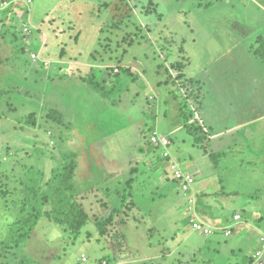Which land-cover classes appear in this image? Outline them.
Returning <instances> with one entry per match:
<instances>
[{"label":"rangeland","instance_id":"obj_1","mask_svg":"<svg viewBox=\"0 0 264 264\" xmlns=\"http://www.w3.org/2000/svg\"><path fill=\"white\" fill-rule=\"evenodd\" d=\"M12 4L22 6L6 11ZM263 34L264 0L1 1L0 264H184L152 245L153 238L145 240L141 223L150 219L135 213L139 208L130 196L113 223L103 233L96 230L95 222L118 203L115 190H122L127 178L110 181L108 173L103 180V171L125 173L136 161L135 149L124 148L144 122L130 113L131 92L146 97L148 110L159 101L158 132L186 119L170 144L186 162L196 152H207L199 161L203 167L234 162L235 176L218 167L228 183L220 176L215 183L195 177L193 188L211 193L217 186L233 187L237 192L217 207L240 210L250 231H264V60L254 54ZM136 64L158 86L155 91L144 95V85L131 83L138 77ZM185 65L195 83L182 73ZM88 82L109 92L108 102L117 105L111 113L96 103V96L104 95ZM74 97L72 112L65 105ZM199 98L197 118L205 125L192 110L179 113L189 110L188 101L197 107ZM150 122L146 141L154 131L151 115ZM189 132H230L225 141L234 143L224 157L211 156L207 143L195 144ZM89 165L96 171L87 176ZM66 172L71 189L61 181ZM69 195L89 216L77 232L44 215L64 209ZM254 200L258 209L247 210ZM211 205L205 198L199 208L210 211ZM182 212L176 221L168 218L169 231L188 226ZM147 229L146 237L152 236V227ZM250 231L222 240L226 245L212 264H235L230 257H241L246 248L238 240Z\"/></svg>","mask_w":264,"mask_h":264},{"label":"crops","instance_id":"obj_2","mask_svg":"<svg viewBox=\"0 0 264 264\" xmlns=\"http://www.w3.org/2000/svg\"><path fill=\"white\" fill-rule=\"evenodd\" d=\"M256 57L259 58L258 56ZM155 67L156 69H154V71L155 73H157L158 69H161V68L160 67L158 68L157 65ZM185 67L186 65L183 66L182 73H184L185 77H188L189 80L195 83V81L190 76L186 75ZM133 69H134L133 70L134 72L136 71L139 73H138V77H136L135 80L131 81V83L135 84L136 82V83H141L142 85H144V89H145L144 95H146L148 92L155 91L156 89L155 87H158V86L155 85L153 81L148 80L145 77L144 72L141 73V71L139 70V66L137 64H136V67H133ZM138 80L141 82H138ZM156 81L162 82V80H158V79H156ZM80 83L87 85L83 80H80ZM138 90H139V87H138ZM130 94L131 95L126 98V100L128 101V104H131L133 106V107H130L131 109L130 113L133 112L134 115L136 114L137 118L144 119V122H142L141 125H139V130L141 132H136L134 139L130 141L129 145H126L124 147V148L133 147V149H135L134 150L135 152L132 157H134L136 161H135L134 166L129 167L128 172H125V173H123L121 170L117 168L106 167L107 170L103 171L104 176H102L103 177L102 179L104 180L106 177L105 175L109 173L113 176V178L112 176L109 178L110 181L119 180V176H121L122 179L126 178L127 176L126 180L128 179L132 180L130 198L133 201H135V203H137L136 206L139 208V209H134V208L133 209L135 213L137 212L140 213V211H142L141 212L142 214L145 212L144 215H146L150 219L149 221H146L145 223H141V224H144L146 227L145 229L143 228L141 229V233H144V238L145 240H147V242L151 241L153 238L152 245H155V246L158 245V247H160L161 249H164V251L168 254V257H171V258L177 257V260H180L179 262H182L184 264H212L213 261L216 260V256L218 255L219 250H221L220 248L226 245V242H223L225 241L226 238H230L231 236L237 235V233L240 234L242 230L250 231V229L247 228L245 224L241 223L242 217L240 218V220L233 219V215L236 213H239L241 216L240 210L233 209L229 211V209L224 208L225 206L222 207L221 205H219L221 207L220 209L219 207H217V205L220 204V202L223 199L228 197L229 192H237V191L233 187H225L226 185H221L218 188V186L216 185L217 186L216 189L212 191L211 193L205 192L203 190H200L199 191L200 193H199L193 188V186L189 192L187 193L183 192L180 189L177 181L173 180L171 169L168 166L167 161L160 157L159 149L154 148V146L149 141H146L145 139L142 138L143 134L145 133L144 129L149 124H151L150 122L151 113L149 114V111L152 112V109L148 110L146 108V103H147L146 97H140L142 96L140 92L138 93L131 92ZM74 98L75 99L68 100L69 105L68 104L67 106L65 105V108L69 109V111H72V112L73 110H71L70 107L74 106L76 108L78 104L77 98L76 97ZM108 99H109L108 96H104V97L96 96L95 101L96 103L99 102L100 108L102 109L109 108L110 113H111L112 109L114 107L116 108L117 105H115L114 102H108L109 101ZM198 101L199 102L196 104L197 107H194L191 104V102L188 101L189 105L188 104L187 105L189 107V110L186 111L184 109L179 108V113H182L181 111L183 110L189 114L190 111L192 110L193 118L201 117L199 115L200 98L198 99ZM52 102L56 103L57 101L52 100ZM123 103L120 102L119 104H123ZM178 104L180 107L181 105L180 102ZM159 109H160V104H159V101H157L156 106H155V118H154L155 125L154 126L153 124L150 125V126H153L154 130L156 131H157L156 123L159 118V112H160ZM182 114L184 115V113ZM109 119L110 118H107L104 120V124L106 125L105 128L110 127ZM197 119L202 124L204 123L205 125V122L202 119L200 118H197ZM184 120H186L184 119V117L178 120L174 128H172L167 133L158 132V131L157 132L161 135L167 136L170 140V144L173 146V139L171 138V134H175L176 132L174 131L186 127L185 125L186 121ZM187 121L189 122V120ZM241 126L243 127L244 123H242ZM189 133L193 136L194 138L193 142L195 144H198L203 141L207 143V147H209L208 153L211 156H213L214 153H216L219 157H222V156L224 157L226 153L225 150L228 148L229 144L232 145L234 143L231 140L229 142L225 141L224 136L226 134L229 135L230 132H225L226 134H222L223 132H207L208 134L202 133V132L200 133L199 132H189ZM243 133L240 132L242 136H243ZM180 138L182 141H184L183 137H180ZM223 138L224 140H222ZM171 145L169 147V151H170L172 158L175 160L177 165L184 172L192 174L194 178L195 177L196 178L199 177L200 179L209 178V179H213L215 183L217 181V176H220L221 181L228 183V181H226L223 178V175L219 174L218 167L220 166L223 167V170H224V167L225 169L226 167H228L226 171L231 170L234 176L236 175V169H235L234 162L231 163L230 165L229 163H226L224 165L220 163V164H217L216 166H213L210 163V164H207L206 166L204 165L203 167L199 161L202 157H205L207 155V152L205 154L196 152V154H194L191 157V160L186 162L185 161L186 157L184 158L185 154H183V152H181V154L177 153V151L175 150L172 151ZM182 160H184V162ZM181 164L186 169L183 168ZM89 168L90 169L88 171L87 176L90 174L93 175L92 172L95 170V168H93L92 165H89ZM91 170L93 171L91 172ZM227 177L232 178L230 176H227ZM229 184H234V183H229ZM190 198H193L195 212L202 220L208 222L209 224L219 226V227L227 225V224L233 225L230 234L224 235L221 233L219 234L214 233L210 235H202L199 232L193 231L191 228V224H190L191 210H189V207H188L189 206L188 202ZM205 198H210V200L212 201V205L210 206L211 207L210 211L209 210L204 211L203 209L199 208V203ZM252 207L257 208L255 205V200L248 202V206L246 208L247 210L254 211ZM181 212H182V215L187 218L188 226L186 228L179 227V228H176L175 230L169 231L168 226L170 224L167 223V221L169 220L168 218L173 217L172 220L175 219L176 221L178 220L176 216H178V214H181ZM258 214L260 218L263 217L261 216L262 214L261 215L260 213ZM147 227H152V230H151L152 236L148 235L146 237L145 234L147 233L146 231L148 230ZM249 234L250 235H247V236L245 235L243 237H240L238 240L241 242L240 247L246 248L245 250L242 249L241 257L240 256L235 257V255L230 257L235 262V264H242L246 262L248 256L259 246L260 238L264 236V231H261V229L258 228L257 230L256 229L251 230ZM154 240L156 241V244L154 243ZM243 241L245 242V244L243 243ZM237 244H239V242H237ZM155 246H152V248H154ZM228 252L231 255L234 254V251H228Z\"/></svg>","mask_w":264,"mask_h":264},{"label":"trees","instance_id":"obj_3","mask_svg":"<svg viewBox=\"0 0 264 264\" xmlns=\"http://www.w3.org/2000/svg\"><path fill=\"white\" fill-rule=\"evenodd\" d=\"M3 0H0V3ZM6 1V0H5ZM21 7L22 5L20 4H12L10 9H7L6 11L11 12L14 10V8ZM7 12V13H8ZM254 54L258 56L260 59L264 60V35H261L258 40H257V45L254 48ZM124 72H128L127 68L123 69ZM121 77V76H120ZM119 79V78H118ZM122 78H120L118 81L120 82ZM83 80V79H82ZM84 81V80H83ZM118 82V83H119ZM88 84H90L88 82ZM92 86V84H90ZM92 88L100 93H102L104 96H108L109 92H104L100 89V86L98 84H93ZM152 118H155V106L152 108L151 112ZM59 117V116H58ZM61 181H63L65 188H72V183L70 180V173L66 172V175H63L61 178ZM131 179L126 180L125 182V187L122 188V190H115V193L118 197V203L113 206L109 212L102 216L99 220L95 222L96 230L99 233H103L105 229L112 224L113 218L116 213H118L126 200L128 196L131 194ZM121 180H119V183ZM109 197V196H107ZM44 215L47 217H53V220L56 223H61L65 224L66 227L68 228L69 231L71 232H77L79 231L82 226L88 221V213L87 211L83 208L82 204L73 199V196H67L66 198V206L64 209L58 208L55 210L53 213V216L51 215L50 212L44 211ZM247 261V260H246Z\"/></svg>","mask_w":264,"mask_h":264},{"label":"built area","instance_id":"obj_4","mask_svg":"<svg viewBox=\"0 0 264 264\" xmlns=\"http://www.w3.org/2000/svg\"><path fill=\"white\" fill-rule=\"evenodd\" d=\"M149 141L154 148L159 149L160 157L167 161L171 169L172 178L177 181L180 189L183 192H189L192 189L195 178L192 174L184 172L172 158L169 151V138L154 130L149 136ZM188 207L191 210L190 224L193 231L199 232L202 235H210L213 233L230 234L233 225L227 224L219 227L202 220L195 212L193 198L189 199ZM240 218L239 213L233 215L234 220H240ZM242 264H264V236L260 238L259 246L248 256L247 261Z\"/></svg>","mask_w":264,"mask_h":264}]
</instances>
